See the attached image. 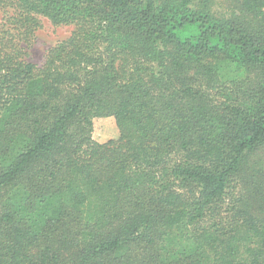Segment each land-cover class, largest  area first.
<instances>
[{"label":"trees","instance_id":"16d2710c","mask_svg":"<svg viewBox=\"0 0 264 264\" xmlns=\"http://www.w3.org/2000/svg\"><path fill=\"white\" fill-rule=\"evenodd\" d=\"M221 1L0 0V264H264V0Z\"/></svg>","mask_w":264,"mask_h":264},{"label":"rangeland","instance_id":"374dc122","mask_svg":"<svg viewBox=\"0 0 264 264\" xmlns=\"http://www.w3.org/2000/svg\"><path fill=\"white\" fill-rule=\"evenodd\" d=\"M212 10L217 16H227L229 8L221 0H215ZM71 25H53L48 19L41 17L40 26L34 33L32 41L25 48L27 59L40 65L47 53V50L58 41L69 36L72 30ZM93 138L103 142L110 138L118 137V128L113 117L96 118L93 125Z\"/></svg>","mask_w":264,"mask_h":264}]
</instances>
